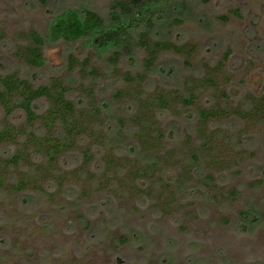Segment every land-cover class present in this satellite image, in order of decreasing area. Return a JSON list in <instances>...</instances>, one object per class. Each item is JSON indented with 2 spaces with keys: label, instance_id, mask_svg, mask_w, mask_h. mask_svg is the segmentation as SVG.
I'll return each instance as SVG.
<instances>
[{
  "label": "rangeland",
  "instance_id": "374dc122",
  "mask_svg": "<svg viewBox=\"0 0 264 264\" xmlns=\"http://www.w3.org/2000/svg\"><path fill=\"white\" fill-rule=\"evenodd\" d=\"M118 1L126 0H0V30L7 33L0 42V75L19 73L36 84L61 77L72 89L94 82L108 118L103 129L117 133V119L130 118L136 108L115 100L114 94L127 89L124 75L144 70L145 52L136 45L142 28H134V39L116 66L112 51H95L90 38L67 44L48 36L54 20L70 10H94L112 28V7ZM141 7L155 10L150 17L152 40L184 48L182 54L158 56L145 91L184 93L192 80L210 74L219 90L230 95L231 108L247 110L250 96L264 98V0H142ZM30 30L45 38L47 63L41 70L14 58L16 46L23 43L21 34ZM71 54L80 61L90 56L89 70H98L101 77L70 72ZM69 97L77 104L86 102L83 90H73ZM213 103L206 94L197 107ZM197 107L160 116L167 148L175 154L172 161L160 156L158 168L163 171L152 173L156 157L132 148L138 142L134 128L128 127L115 151L127 167L112 171L111 178L105 175L106 150L93 146L91 163L83 166L81 151H71L60 160L59 172L43 178L40 190L14 194L0 189V264H264V124L258 117L222 123L231 138L224 145L231 166L189 173L180 187L182 167L192 164L184 142L186 135L195 136ZM46 108L41 101L37 112ZM11 122L20 125L24 118L18 114ZM19 149L0 145V160ZM131 163L152 170L128 189ZM32 171L22 166L8 181L12 184ZM209 174L215 183L205 182Z\"/></svg>",
  "mask_w": 264,
  "mask_h": 264
},
{
  "label": "trees",
  "instance_id": "16d2710c",
  "mask_svg": "<svg viewBox=\"0 0 264 264\" xmlns=\"http://www.w3.org/2000/svg\"><path fill=\"white\" fill-rule=\"evenodd\" d=\"M141 4L142 0L114 3L112 16L115 23L112 28H106L105 21L99 13L84 9L82 12L66 11L54 20L49 29L48 39L55 43L76 44L90 38V45L95 51L100 49L112 51L110 60L116 66L134 39V28L138 26L142 28L136 45L145 52L144 70L136 75H124L127 89L119 90L114 94L115 100H126L136 108L130 118L117 119L120 126V131L117 133H112L110 130L106 132L103 129L108 118L97 101L94 82L86 87L72 89L61 77H52L46 83L36 84L33 80L20 76L19 73L0 75V111L3 113V118L0 120V145L11 144L21 147L8 159L0 160V189L14 194L31 189L40 190L43 178L59 172L60 160L71 151L75 149L81 151L84 158L83 166L86 167L91 163L94 158L93 146L106 150L105 175L111 178V174L115 173L114 170L122 172L127 167L120 158L116 159L115 151L126 139L123 132L128 127L134 128V136L138 142L137 145L133 144L132 148L142 154H152L159 161L150 165L156 169L152 172L155 174L162 170L158 168L161 155H165V158L169 157L170 161L175 155L173 150L167 148V134L160 122V116L167 112L173 113L192 108L194 110L201 96L206 94H211L214 103L207 107H197L195 136L186 135L184 142V153H187L192 164L191 167L187 165L182 167L181 178H178L180 187L185 184L189 173L195 174L203 168L208 171L226 170L231 166V162L225 157L229 151L224 147L231 142V138L222 123L258 117L264 124V114H262L264 98L250 96L247 110L231 108L230 95L219 90L216 78L210 74L192 80L190 87H187L184 93L175 90L145 91L148 74L156 66L158 56L169 51L182 54L184 48L150 38L149 34L153 32L154 26L150 17L155 10L149 7L143 11ZM157 8L159 10L160 6ZM121 15L128 18L126 23ZM6 38V31L0 30V42ZM21 40L23 43L16 46L14 58L29 69H43L47 63L45 38L36 30H30L21 34ZM90 59L91 57L88 56L80 61L76 55L71 54L67 60L68 70L74 72L78 69L82 76H91L97 80L101 74L96 69L89 70ZM73 90H83L86 102L75 103L69 97V93ZM41 101L47 104V108L43 113H38L37 108ZM18 114L22 115L24 123L14 125L11 121ZM220 140L222 142H219ZM36 159H39V164ZM169 160L166 164L173 165ZM131 165L132 180L127 182L128 189L132 188L129 185L152 170L149 169L150 166L144 171L135 167L134 163ZM22 166L29 167L33 170L32 173H22V177L15 179L12 184L9 183L10 173L20 171ZM204 179L205 182L215 183L212 174ZM109 182L111 181L107 183Z\"/></svg>",
  "mask_w": 264,
  "mask_h": 264
}]
</instances>
